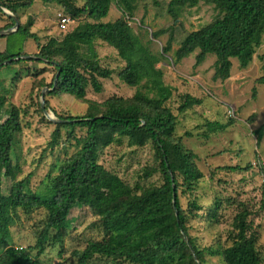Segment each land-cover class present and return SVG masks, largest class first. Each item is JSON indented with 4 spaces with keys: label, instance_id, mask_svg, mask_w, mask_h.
I'll use <instances>...</instances> for the list:
<instances>
[{
    "label": "trees",
    "instance_id": "1",
    "mask_svg": "<svg viewBox=\"0 0 264 264\" xmlns=\"http://www.w3.org/2000/svg\"><path fill=\"white\" fill-rule=\"evenodd\" d=\"M35 1L63 7L73 21H93L80 24L61 39L51 38L46 45L38 46L40 53L36 57L41 58L38 62L48 61L57 71L51 85L55 90L50 96L71 95L78 101H86L89 87L95 94L103 93L101 80L111 79L114 71L101 65L96 48L98 41L117 52L125 63L119 79L137 91L127 99L115 96L102 104L88 101L87 114L83 117H59L71 123L57 124L49 148L58 147L62 129H69V139L77 142L78 151L58 168L50 195L42 197L32 193L28 181L24 180L11 187L7 198L2 192V180L15 182L21 173L20 167L14 164L12 151L23 126L20 109L15 106H10L7 118L3 117L8 100L0 94V264H43L41 257L47 244L51 240L62 243V232L72 225L71 212L83 207L90 208L101 219L105 238L102 242L89 243L84 250L74 251L72 256L78 264H89L96 257L128 264H203L205 253L188 236V221L178 190L183 186L187 192L194 191L204 175L195 164L197 156L175 137L177 116L168 106L175 90L166 84L164 72L158 68L159 58L143 44L125 18L101 22L108 17L114 0H87L83 7L76 6L74 0H0V14L4 15L3 11L7 10L18 18L19 11L30 8ZM116 1L124 15L134 16L136 0ZM201 3L214 6L219 16L212 24L185 37L175 52L176 63L197 51L196 67L203 65L208 56H215V79L227 81L231 78L232 60H238L240 68L246 69L253 62L256 49L262 45L264 0H169L168 14L177 24L184 9L196 8ZM9 20L12 24L6 29L15 27L14 20L10 17ZM32 27L33 22L29 20L24 26L20 24L15 33L39 43L40 38L31 33ZM163 34L165 32H158L153 38L158 39ZM172 44L170 37L165 55L172 51ZM20 57H24L23 52H1L0 65ZM262 60L260 85H264V55ZM200 105V99L185 95L178 111L185 113ZM233 125V120L227 124L207 122L203 136L209 138ZM77 129L84 131L80 138L74 135ZM256 134L260 144L264 124ZM122 138L131 148L152 145L158 165L147 169L144 178L160 173L161 186L135 189L100 164L102 152ZM250 168L224 169L243 172ZM262 169L264 174V167ZM191 208L201 210L194 203ZM40 209L46 211L47 217L36 245L28 249L15 247L12 214ZM239 209L233 224V244L220 253L221 257L225 264H263L258 250L259 233L249 220L251 212L243 204ZM213 217H217L215 212ZM52 232L56 235L51 236ZM35 251L37 254L33 256Z\"/></svg>",
    "mask_w": 264,
    "mask_h": 264
},
{
    "label": "rangeland",
    "instance_id": "2",
    "mask_svg": "<svg viewBox=\"0 0 264 264\" xmlns=\"http://www.w3.org/2000/svg\"><path fill=\"white\" fill-rule=\"evenodd\" d=\"M74 1L78 7H83L87 2ZM136 1V12L131 17L134 21L129 24L143 44L159 58L158 68L163 70L166 84L175 90L168 104L177 116L175 137L187 151L197 156L195 164L204 175L194 191L187 192L183 186L178 190L181 208L188 221V236L205 253L203 264H225L220 253L233 244V224L240 211L239 205L243 204L251 212L249 220L253 229L259 233L258 250L264 264V138L259 144L256 134L264 124V85L258 83L263 75L264 36L248 68L241 69L238 60L233 59L231 78L227 81L216 80L215 56H208L199 67L195 66L199 51L179 64L175 57V52L188 34L207 27L218 18L219 12L214 6L201 3L196 8H186L175 24L168 14L169 0ZM5 12L10 13L5 10L4 15L0 14V31L8 30L6 27L12 24ZM59 14L69 16L63 7L41 1H35L28 9H21L18 18L14 16L21 26L32 20L31 33L36 34L40 42L12 33L0 38V53L23 52L24 57H36L40 53L39 45H46L51 38L61 39L65 36L66 33L60 32L57 26ZM121 18L126 19V15L114 0L108 17L101 22L110 23ZM74 21L70 30L87 21L93 22L88 19ZM158 32L165 34L154 39L153 35ZM170 37L173 38L172 51L165 55L164 49ZM96 48L101 65L113 70L114 74L111 79L101 80L104 86L102 94H95L89 87L86 101H78L71 95L50 96L49 90H52L57 71L48 63L23 60L20 64L8 63L0 67V94L8 100L3 117H8L11 105L15 106L20 109L23 126L12 151L14 164L20 167L21 173L15 182L5 178L2 180V192L6 198L11 187L24 180L28 181V189L32 193L48 197L58 168L78 151L77 142L69 139V129H62L58 147L49 148L57 124L46 118L42 102L50 115L59 119L85 116L88 101L102 104L115 96L127 99L135 95L137 89L126 86L119 79L125 63L117 52L101 41L96 43ZM185 95L200 99L202 105L179 113L178 108ZM228 106L235 111V118L229 117ZM231 120L234 125L226 131L212 134L209 138L203 136L207 122L227 124ZM74 135L80 138L84 131L77 129ZM100 164L135 189L163 184L160 173L149 179L144 178L147 169L158 165L155 150L150 144L143 148H131L128 141L122 138L102 152ZM236 166L251 168L243 172L224 169ZM193 203L201 210H193ZM214 212L216 218L213 217ZM46 217L47 213L43 209L12 214L10 220L14 246L33 248L45 226ZM70 219L72 225L62 232V243L51 240L47 244L45 254L41 257L43 264H78L72 256L74 251L84 250L91 242L104 240L101 219L90 208L74 209ZM55 235L56 232H52L51 236ZM32 254L35 256L37 251ZM89 264L128 263L96 257Z\"/></svg>",
    "mask_w": 264,
    "mask_h": 264
},
{
    "label": "water",
    "instance_id": "3",
    "mask_svg": "<svg viewBox=\"0 0 264 264\" xmlns=\"http://www.w3.org/2000/svg\"><path fill=\"white\" fill-rule=\"evenodd\" d=\"M4 11H5V10H4ZM5 13L8 14V16L14 20V22H15V27H14V28H11V29H8V30H5V31H0V37L9 36V35H11L12 33H15V32L19 29V27H20V23H19L18 19H17L12 13H7V12H5ZM19 60H29V61L32 60V61H34V60H41V58H38V57H30V56L20 57V58H17V59H12V60H9V61H7V62H4L3 64L0 65V67L3 66V65H7L8 63H11V62H13V61H19ZM45 62L48 63V61H45ZM57 79H58V76H57ZM57 79H56V82H57ZM54 90H55V87H54L52 90H49V91L52 92V91H54ZM44 94H45V93H44ZM44 94H43V98H44ZM42 110H43V112H44L46 118H47L48 120L52 121V122L55 123V124H66V123H71V122L66 121V120L56 119V118H54L52 115H50V113L48 112V110H47V109L45 108V106H44V102H42ZM171 177H172V181L174 182V179H173L172 174H171ZM173 188H174V198H176V197H175V186H173ZM175 202H176V201H174V203H175Z\"/></svg>",
    "mask_w": 264,
    "mask_h": 264
},
{
    "label": "built area",
    "instance_id": "4",
    "mask_svg": "<svg viewBox=\"0 0 264 264\" xmlns=\"http://www.w3.org/2000/svg\"><path fill=\"white\" fill-rule=\"evenodd\" d=\"M127 21L128 22H132V21H134V19H131V18L127 17ZM57 22H58V25H57L58 29L62 33L69 32L71 25L75 24V22L69 16H67L65 14H59ZM227 113H228L230 118H235L236 117L235 116V111L233 110V108H231L229 106L227 107Z\"/></svg>",
    "mask_w": 264,
    "mask_h": 264
},
{
    "label": "bare ground",
    "instance_id": "5",
    "mask_svg": "<svg viewBox=\"0 0 264 264\" xmlns=\"http://www.w3.org/2000/svg\"><path fill=\"white\" fill-rule=\"evenodd\" d=\"M127 17H129L128 15H126V21H127ZM129 18H131V17H129ZM131 19H133V18H131ZM128 22V21H127ZM128 24H129V22H128Z\"/></svg>",
    "mask_w": 264,
    "mask_h": 264
}]
</instances>
